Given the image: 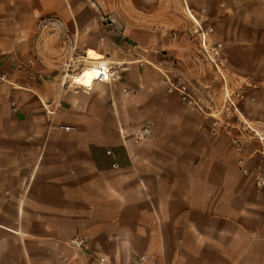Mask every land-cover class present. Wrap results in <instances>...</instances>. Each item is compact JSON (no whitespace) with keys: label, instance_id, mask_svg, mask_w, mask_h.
Instances as JSON below:
<instances>
[{"label":"crops","instance_id":"0c3cea01","mask_svg":"<svg viewBox=\"0 0 264 264\" xmlns=\"http://www.w3.org/2000/svg\"><path fill=\"white\" fill-rule=\"evenodd\" d=\"M187 9L223 44L241 112L264 111V0H0V264H264V188L204 106L166 92L154 66L164 52L183 73L197 50ZM102 62L129 69L73 83ZM190 82L202 104L222 103L224 85Z\"/></svg>","mask_w":264,"mask_h":264},{"label":"built area","instance_id":"2783aa9c","mask_svg":"<svg viewBox=\"0 0 264 264\" xmlns=\"http://www.w3.org/2000/svg\"><path fill=\"white\" fill-rule=\"evenodd\" d=\"M187 12L194 22L195 26L193 28V33L196 35L197 39V50L193 54L192 59L197 63H210L216 76L222 80L224 85L226 78L221 64L223 44L213 40L214 30L212 26L197 22L189 9H187ZM40 23L42 27H50L56 31L65 32L63 25L56 18H43L40 20ZM65 35L66 39H69L68 35ZM174 63L175 61L169 58L164 52L160 53V58L154 63L155 68L158 69L162 75L161 83L166 92H176L180 101L186 106L196 107L199 104L203 105L211 118V131L213 133H219L221 127L224 129L231 126L236 128L239 131L238 134L230 135L229 140L237 156V165L242 174L252 179L254 187L258 189L264 188V124L259 121L248 120L243 116L238 104L239 101L245 97L244 94L239 90L228 89V87L224 85L226 90L224 99L220 105H213L210 103L202 104L195 96L191 82L183 73L174 67ZM93 66L96 67V74L93 77L92 83L95 81H121L129 69L128 65L124 63L108 64L102 62ZM82 71L83 70L79 73ZM5 81H7L5 73L0 69V83ZM91 85L79 86L89 89ZM123 92L125 94L128 93L125 89H123ZM250 100L252 101L253 99ZM149 131V123H144L136 133L135 138L137 140L144 139L149 134ZM252 141L256 144L251 145ZM253 157L259 159L257 163L251 161ZM68 243L75 249H82L85 246V240L81 238H74ZM62 260L64 261L63 258ZM98 261L101 264H108L104 257H99ZM132 263L151 264V259L147 254H138L132 257Z\"/></svg>","mask_w":264,"mask_h":264},{"label":"rangeland","instance_id":"374dc122","mask_svg":"<svg viewBox=\"0 0 264 264\" xmlns=\"http://www.w3.org/2000/svg\"><path fill=\"white\" fill-rule=\"evenodd\" d=\"M151 3H148V4H151ZM142 10H145V11L142 12ZM142 10H141V13H140V17L141 18L144 17V16L145 17L147 16L146 9H142ZM147 11H149V10H147ZM189 18H190V16H189ZM106 21L110 22V20H108V19ZM106 21H103V22L105 23ZM150 32L156 33L157 35L162 33V37L170 38V39H171V37H174V36H176V34L179 33V31L176 30L175 28L167 29V30L165 29V31H162V30H160L158 28L156 31H152L151 30ZM190 35L192 37L196 36L194 33H191V32H190ZM194 41L197 42V39L195 38ZM154 49L158 50V52L162 51V49L159 48V47H154ZM195 51L193 53H195ZM192 56L193 55H192L191 51H189L188 54H186V56L179 62V67L182 70L183 74L186 76V78L188 80L194 82L195 84H201V82L212 83L214 88L216 87L217 89H220V87H222L221 85H223V82H222V80L219 77L215 78V75H214V72H213V67L210 64L206 63V62H201V63L195 62L192 59ZM221 64L223 66L224 63H221ZM226 80H227V84L228 85L230 84L231 86H233L234 89H241L240 86H238V84L235 82V79L227 77ZM245 110H246L245 113L248 116V117H246L242 113L245 118H247L248 120H251V121H259L262 124H264V122H262L261 120H254V119H256V115L264 116V111L254 109V105H252V106L248 105V108L245 109ZM233 120H235V119H233ZM230 122H232V121H230ZM238 132L239 131L236 128L232 127V126L226 128V129L221 127V130L219 131V133H221L224 137H226V139H228V141H230L229 140L230 135L238 134ZM255 144L256 143H254L253 141L251 142V145H255ZM231 149H232V146H231ZM232 151H233V149H232ZM258 160L259 159L257 157H253L251 161H254V163H257Z\"/></svg>","mask_w":264,"mask_h":264},{"label":"bare ground","instance_id":"6f19581e","mask_svg":"<svg viewBox=\"0 0 264 264\" xmlns=\"http://www.w3.org/2000/svg\"><path fill=\"white\" fill-rule=\"evenodd\" d=\"M96 52L95 51H88L87 53V59L89 60H100L101 58H96ZM96 67L94 66H90L87 67L85 69H83V71L81 73H79L78 75L74 76L73 78V83L77 84V85H82V86H89L92 83L93 77L96 74L95 72Z\"/></svg>","mask_w":264,"mask_h":264}]
</instances>
